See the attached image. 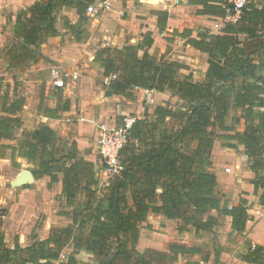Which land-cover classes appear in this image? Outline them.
Wrapping results in <instances>:
<instances>
[{
    "label": "trees",
    "instance_id": "1",
    "mask_svg": "<svg viewBox=\"0 0 264 264\" xmlns=\"http://www.w3.org/2000/svg\"><path fill=\"white\" fill-rule=\"evenodd\" d=\"M94 0H39L21 10L15 22V41L7 51V69L25 67L43 59L42 46L59 34L57 6L74 8L81 23H87L86 8ZM202 8L198 14L225 17L230 6L225 0H195ZM158 18L160 33L167 28L168 11H152ZM187 36V43L208 54V68L201 80L192 73L180 77L188 66L150 52L155 40L151 31L141 34L137 44L102 47L94 62L103 75L117 78L109 85L117 94L133 99V88L171 92L176 105H157L154 118H138L131 138L120 153L123 170L108 185L100 188L94 162L81 156L75 141L63 139L46 123L24 125L21 116L23 97L0 94V148L11 151V160L23 158L36 168L34 174L48 175L50 184L62 181L57 199L66 209L59 215L71 218L65 227H53L46 239L33 235L31 244L8 247L0 236V264H56L67 247L72 253L59 264H78L76 255L89 254L91 264H168L179 254L202 253L185 243H169V251L136 248L142 224L150 215L181 220L196 232L211 229L216 222L210 211L231 216V228L243 232L251 219L248 200L221 207L216 192L217 176L207 167L215 139L225 136L244 146L255 190L264 188V0H251L237 20L224 23L219 33L190 37L188 30L173 32ZM2 80V79H1ZM55 108L46 107L45 115L60 118L71 102L55 93ZM43 97H41L42 102ZM234 110L233 125L226 124ZM42 110V107H39ZM170 122L174 125L170 126ZM244 122V130L234 131ZM17 129L21 136L16 137ZM7 141H9L7 143ZM10 141H15L11 144ZM237 145H231L235 148ZM61 175V179L60 176ZM264 206V192L260 196ZM207 218L205 219V217ZM181 227V230H185ZM208 260V257H204ZM249 264H264V247L255 246L243 255ZM186 264H200L188 261Z\"/></svg>",
    "mask_w": 264,
    "mask_h": 264
},
{
    "label": "crops",
    "instance_id": "2",
    "mask_svg": "<svg viewBox=\"0 0 264 264\" xmlns=\"http://www.w3.org/2000/svg\"><path fill=\"white\" fill-rule=\"evenodd\" d=\"M39 0H0V47L7 45L8 41L13 42L15 41V22L18 13L21 10L28 9L33 4H35ZM195 0H187V2L179 4V5H172L164 0H114L113 8L110 11L105 12L104 14L100 15L101 21L104 23V29L109 31H114L117 29L116 34L117 37L125 38L126 36H131L132 39L137 41V43L142 39L141 34L147 31L152 32V36L155 40L153 46L150 49V52L153 53L156 46L162 45L165 36H171L173 39L174 45L179 48L183 45L185 48L193 50L197 56L203 59L202 64L200 65L201 69L199 71L195 70L196 65L189 61V57L185 54H178L175 55L177 59L181 63H184L188 66V69H182L180 72H187V74L192 73L194 78L197 80H201L204 77V74L208 68V54L206 52H201L195 49L193 46L187 43V36H180L174 35L173 32L175 30L183 31L188 30L190 32V37H198L199 35L206 34V33H219L220 29L215 28V23L218 22L222 17L210 15V14H198L197 10L201 9L202 6L198 5L194 2ZM57 10H62L64 14L65 26L57 27L59 34L54 37H49L48 40L52 42V40L61 38L63 36L66 37L64 34L67 32V25L73 24L76 20L78 21V14L75 16L73 13H77L74 8H68L63 6L61 3L58 4ZM168 11L169 18L167 21V28L164 32L160 33L157 27L158 18L156 15L152 14V11ZM57 12V11H56ZM73 14V15H72ZM66 21L68 22L66 24ZM89 21V18H88ZM87 21V22H88ZM70 25V26H71ZM224 25V24H223ZM106 26V27H105ZM159 41V42H158ZM8 46V45H7ZM83 47L86 44H82ZM121 47V46H119ZM10 45L8 46V49ZM176 48V49H177ZM85 57L83 51H80L79 57ZM95 57V54L91 56L90 61L92 58ZM94 60V59H93ZM75 69V68H72ZM77 70V69H76ZM51 82V80H50ZM52 85V84H51ZM55 88V87H54ZM55 93L59 91L62 92L64 89H58ZM111 91V92H110ZM105 92L107 95L112 94L109 96L107 100H109V107L110 110H113L115 113L118 111L124 115L128 114L129 112H140L141 107L144 102V88H133V99H129L124 95L115 93L110 86L103 87L99 92H96L95 96L99 98L100 101V94ZM55 93H49L48 97L50 98V102L48 105H45L42 110L39 112V121L42 123H46L55 129L59 135L69 141H75L77 143L78 149L80 151L81 156L94 162L95 169H97L98 164L101 162L100 157L97 153V123L103 122L100 118L96 119V113L99 112H92L82 107L81 109H76L75 104L72 102L70 109L68 111L60 110L59 114L61 115L60 118H49L45 115V108H55L58 103V99L55 96ZM42 97V96H41ZM170 97L178 98L174 96L171 92H159L155 90V102L149 105L148 112L154 115V109L157 105H166L164 101H167ZM63 98V97H62ZM64 99V98H63ZM43 100V99H42ZM158 101V102H157ZM28 100L25 102L24 108L27 107ZM101 102V101H100ZM157 102V103H156ZM153 107V108H151ZM23 108L22 111L25 109ZM103 109V108H102ZM78 110V111H77ZM98 111V109L96 108ZM76 115L74 118L81 123L80 126L78 123H72L71 116ZM235 115L234 110H230L229 114L226 118L227 125H233V117ZM122 117V119H123ZM89 119L92 122H89ZM122 119L118 122L115 118H110L109 122L112 123H121ZM73 126H76L74 129ZM236 129L234 131H218L219 134L227 135V134H234L236 131H243L245 126L244 122L242 121L240 124H237ZM21 136V133L20 135ZM11 144H15V141H10ZM231 145H237L235 148L231 147ZM5 153V156L0 157V161L11 160V151ZM237 152V153H236ZM243 159L244 162L249 161L248 157L245 155L244 146L240 145L236 140L227 138L225 136L218 137L215 139L214 146L211 153L212 165L209 166V171L214 173L217 176V186L216 192L219 195H226L227 201H232L233 205H229L228 208H231L234 205H237L241 198H246L248 204L253 205V208L248 209V213L251 215V219L247 222V226L245 231L243 232H235L231 228V216L223 215L227 220V230L231 232V236L226 237L225 239H220L218 241V245L215 244L213 248L210 246L209 250L213 249L209 255L203 253L195 254V257H192L190 254H179L177 260L169 261L168 264H186L188 261L197 260L200 264H249L243 259V255L247 253L248 250L254 249L255 246L259 245L264 247V206L260 204V196L264 192V188L260 187L257 191V194H254V184H252V179L255 178V174L247 168L246 177H227L225 174V168H223L227 164L234 165L238 162L239 157ZM19 160L25 161L27 164L28 161L23 158H18ZM17 160V159H16ZM33 165V164H31ZM34 166V165H33ZM35 167V166H34ZM36 168V167H35ZM35 170V169H33ZM32 170V173H33ZM230 171V168L226 169ZM34 182L28 184H37L35 187H31V185H23L26 190H33L31 193L34 195L37 192L45 189L47 191H53L54 194L59 195L62 192V181H58L56 183L50 184L51 178L48 175L39 176V174H34ZM60 179L62 178L61 175L59 176ZM16 178V177H15ZM14 178V179H15ZM21 186V187H23ZM41 189V190H40ZM221 207H224L222 202ZM217 211V210H212ZM211 212V211H210ZM219 214V212L217 211ZM211 214V213H210ZM152 216V215H150ZM149 216V217H150ZM157 217H163V215H153ZM7 216H4V219ZM63 220V221H61ZM6 221V219H5ZM3 222V226H1V230L6 232V222ZM61 222L60 225L55 226V223H48V226L45 224V229L43 234L41 233V240L46 239L49 236L51 228L55 227H65L68 226L72 220L69 217L59 215L58 218L54 221L51 219V222ZM59 222V223H60ZM32 233V232H31ZM29 233V234H31ZM7 233H4L3 236L4 240L8 247L13 248L16 243H19L22 247H26L31 244V237L28 234H22L15 236V240L10 242V239L5 237ZM143 228H141V234L139 238V242L136 248L140 251H143L146 248H153L161 251H169V243L171 242H178V241H167L169 242L167 246L164 245V242L154 243V241L145 242L143 240ZM30 237V238H29ZM178 243H185L189 245L185 239L179 241ZM191 247V246H190ZM68 251L62 253L65 255H61L60 259L56 262L59 264L61 262L67 261L69 255L72 253V248L67 247ZM202 252V251H201ZM189 257V258H188ZM204 257H208V260H205ZM215 257V260L212 259ZM78 259V264H91L89 259V254L86 252H81L79 255H76ZM83 260V261H82ZM218 261V263L216 262Z\"/></svg>",
    "mask_w": 264,
    "mask_h": 264
},
{
    "label": "rangeland",
    "instance_id": "3",
    "mask_svg": "<svg viewBox=\"0 0 264 264\" xmlns=\"http://www.w3.org/2000/svg\"><path fill=\"white\" fill-rule=\"evenodd\" d=\"M73 14L77 16V13L74 12ZM102 14L104 13L88 17L89 21L87 23H81L79 20H76L72 25L68 24V30L64 33L66 37L63 36L62 39L59 37L52 40V42L47 40L41 48L44 58L37 63L30 62L22 68L7 69L9 66L7 51L8 46L12 45L11 41H8V46L0 47V94L9 92L12 98L18 96L23 97L25 102L28 100L27 107H23L25 110L21 112L24 125L34 127L38 124V115L41 111H39V107L43 108L45 105H48L50 102L48 94L57 91L50 82V69L53 67L68 70L75 68L79 72L78 77L62 90L64 100L71 99L76 109L84 107L88 112H99L96 113V119L100 118L103 122H109L110 118H115L118 122L122 119L123 114L121 112L115 113L113 110H110L108 105L109 100L107 99L112 94L107 95L105 92H102L100 94L101 102L95 96L96 92H99L103 87L108 85L104 83L103 68L94 62L93 59L95 57L92 58V61L90 59L102 47L121 46L119 48H122L127 43L137 44V41L132 39L131 36H126L125 38L117 37L115 35L117 29L114 31L104 29V23L100 18ZM63 15L62 10H57V27H62L65 24ZM82 44H86V46L83 47ZM176 48L171 36L167 35L164 37L162 45L156 46L152 54L156 60H160L162 56L168 60H174L177 59L175 55L185 54L190 58L189 61L195 65L197 64L195 67L196 71L201 69L200 65L203 59L197 56L198 54L196 55L191 49L187 50L183 45ZM80 51H83L85 57L78 58ZM183 73L181 74L180 72V77L187 75V72ZM41 96L43 97L42 102ZM164 103L166 105H176L179 101L176 98L170 97ZM148 109L149 105L144 101L140 112H129L128 114L137 115L140 118L147 117L153 119L154 115L148 112ZM75 116H71L72 123H78L81 126L82 124L74 118ZM89 122L91 123L92 120L89 119ZM168 123L170 126L174 125L170 120ZM73 128L75 129L76 126H73ZM21 130H16V137H19ZM6 152H9L8 149L0 148V157L5 156ZM238 157L237 163L234 165L227 164L223 167L225 168L227 177H246L249 161H247L246 165V162L240 156ZM227 168L231 170L227 171ZM23 169L32 171L35 167L19 159L14 162L9 159L0 161V235L7 233L5 237L10 239V242H13L15 236L20 233L30 235L31 241L33 235H36L37 239H40L41 233L43 234L45 229V224L47 226L48 223H55V226L60 225V221V223L51 222V219L55 221L59 216V211L67 208L64 201L57 199L58 195L54 194L53 191L40 189L41 191L34 195L31 192L35 189L26 190L24 186H13L14 178ZM207 169L209 170V166ZM118 175L120 174L111 172L102 161L97 166L96 178L100 188L108 185ZM28 185H31L30 188H33L37 184ZM226 197L225 194L221 195L224 207L233 205L232 201L228 202ZM249 208H253V205H250ZM210 213L216 219L214 226L211 229L199 230L197 232L191 226L185 227L181 220L152 215L142 224L143 240L145 242L155 240L154 243L164 242V245L167 246L168 240L179 242L185 239L191 247H196L203 254L209 255L213 252V249L209 250L211 245L213 248L216 246L215 244L218 245L220 239L231 236V232L227 230L226 218L221 216L220 213L218 214L217 211H211ZM4 216H7L5 218L6 221ZM4 221L7 227L6 232L5 230L4 232L1 230ZM181 227H185L186 229L182 231ZM68 250L70 249L66 248V251ZM195 256L192 255V257ZM212 259L215 260V257H212ZM216 262L218 263V261Z\"/></svg>",
    "mask_w": 264,
    "mask_h": 264
},
{
    "label": "built area",
    "instance_id": "4",
    "mask_svg": "<svg viewBox=\"0 0 264 264\" xmlns=\"http://www.w3.org/2000/svg\"><path fill=\"white\" fill-rule=\"evenodd\" d=\"M172 5H179L187 2V0H164ZM230 6L229 12L215 23V28L220 29L223 24L229 20H237L240 12L251 0H225ZM114 0H94L87 5L86 15L93 17L100 13H105L113 8ZM79 75L76 69H61L53 67L50 69V79L53 87L65 89L71 81H74ZM117 78V74L113 73L104 76V83L110 85ZM144 101L151 105L155 102V89H145ZM140 118L137 115H124L121 123L98 122L97 123V153L106 167L114 173H121L123 164L121 163L120 153L127 145L131 138L133 124ZM64 257L65 255L62 254Z\"/></svg>",
    "mask_w": 264,
    "mask_h": 264
},
{
    "label": "water",
    "instance_id": "5",
    "mask_svg": "<svg viewBox=\"0 0 264 264\" xmlns=\"http://www.w3.org/2000/svg\"><path fill=\"white\" fill-rule=\"evenodd\" d=\"M111 92V91H110ZM35 178L31 170L23 169L20 174L14 179L13 186H23L34 182Z\"/></svg>",
    "mask_w": 264,
    "mask_h": 264
}]
</instances>
